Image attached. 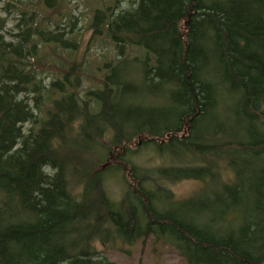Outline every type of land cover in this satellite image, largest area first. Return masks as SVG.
I'll return each instance as SVG.
<instances>
[{"label":"trees","instance_id":"1","mask_svg":"<svg viewBox=\"0 0 264 264\" xmlns=\"http://www.w3.org/2000/svg\"><path fill=\"white\" fill-rule=\"evenodd\" d=\"M114 5L90 27L117 58L95 89L78 64L37 75L39 45L77 53L76 18L0 34V264H115L108 244L150 238L187 264H264V0ZM187 181L203 190L179 200Z\"/></svg>","mask_w":264,"mask_h":264},{"label":"rangeland","instance_id":"2","mask_svg":"<svg viewBox=\"0 0 264 264\" xmlns=\"http://www.w3.org/2000/svg\"><path fill=\"white\" fill-rule=\"evenodd\" d=\"M132 1L135 0H60L57 7L48 9L42 0L41 2L37 0H0V34L4 36L6 42H11L14 38L12 36L17 33L15 28L23 14L29 17L30 13H37V25L46 32L54 31L57 27L61 31L63 28L66 30L71 19L76 18L78 22L76 33L67 35V37L70 39L74 37L79 41L77 53H66L59 47L41 44L39 45L38 60L47 68L36 69V71H40L37 75L46 86L53 80L61 78L64 69H69L74 64L81 65L84 71L83 89L87 91L99 87L100 80L105 74V66L117 61L116 53L108 40L98 38L91 43L93 35L90 27L94 12L96 9L112 7L115 3L118 13L130 9ZM128 54L134 56L135 50H129ZM128 67L133 66L128 65ZM151 162L155 164L153 160ZM101 167L106 168L105 164ZM171 189L177 199L185 200L199 194L203 190V184L187 181L176 184ZM107 191L113 201L119 202L124 193V187L121 181L112 178L107 182ZM1 199L0 195V201ZM96 248L98 251H102L100 245H96ZM122 249L124 251H121ZM103 256L115 264H187L172 245L158 242L154 238L139 241L129 248L108 244Z\"/></svg>","mask_w":264,"mask_h":264}]
</instances>
